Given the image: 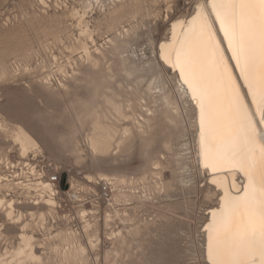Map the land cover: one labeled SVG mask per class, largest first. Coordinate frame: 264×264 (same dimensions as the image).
I'll use <instances>...</instances> for the list:
<instances>
[{
  "label": "rangeland",
  "instance_id": "374dc122",
  "mask_svg": "<svg viewBox=\"0 0 264 264\" xmlns=\"http://www.w3.org/2000/svg\"><path fill=\"white\" fill-rule=\"evenodd\" d=\"M45 1L46 5L38 0H0V123L5 125H0V197L12 199L15 214L21 213L19 219H7L0 208V261L3 260L0 264L17 260L11 252L20 244L22 231L32 235L33 250L41 260L24 259L25 262L19 264H207L203 224L207 208L217 201L218 191L207 184V175L198 166L191 103L180 95L176 74L164 67L157 57L159 42L167 38L171 20L189 15L200 0H135L141 6V13L121 20L123 27L130 31L129 35H124L125 39L118 38L122 41L117 44L121 49L110 47L107 39L114 32L106 27L102 13L94 6L87 20L90 27L95 28L97 44L104 47L101 48L104 57L94 67L71 47L80 30L67 9L79 8L82 1ZM111 6L110 0L104 1L106 11ZM129 65L133 68L129 67L128 72L124 66ZM99 74L109 77L104 79ZM45 76L49 77V83L45 82ZM101 78L106 82L102 84ZM94 83H99L101 88L110 86L105 92L114 93V99L124 107V116L107 112L104 119L109 124L115 123L118 133L122 127H129L131 135L137 137L133 133L137 131V122H142L144 128L143 119L148 114L156 117L155 123H150L153 126L149 143L138 136L133 137V141L130 139L128 146L111 147L112 151L105 155L91 152L86 139L89 126L77 123L80 118L76 115L83 114V103L90 105ZM150 83L152 88L148 92ZM153 92H157L156 95ZM163 93H168L169 100L179 108V121H164L161 111L166 110L167 105L162 107L165 104L159 97ZM96 99L102 111L104 102L101 97L93 100ZM167 110L174 113L172 109ZM14 124L22 125L40 146L25 157L31 153L41 154L59 170L53 215L48 214L43 203L42 197L47 198L45 194L33 197V192L25 194L14 184L16 180L10 165L22 161L10 133L9 127ZM116 136L119 137L117 133ZM99 173L109 177L118 174L128 179L119 189L129 195L131 192L132 200L111 205L112 193H117L118 189L115 186L106 197L101 192L99 183L103 178L97 177ZM86 175H91L93 180L87 182ZM72 180L79 183L75 185L77 189H72ZM81 208L87 211L84 218L80 215ZM36 210L47 212L43 221L29 215ZM106 211L111 216L108 226L103 222ZM123 217L127 221L123 222ZM86 219L92 229L84 232ZM134 227H138L137 233L131 230ZM68 228L75 231L78 240L87 247L84 259L64 256L73 250L70 248L74 244L65 245L62 237L55 234ZM119 230L125 240L117 235ZM113 232L117 236H113ZM97 233L95 247L87 246L86 237Z\"/></svg>",
  "mask_w": 264,
  "mask_h": 264
},
{
  "label": "bare ground",
  "instance_id": "6f19581e",
  "mask_svg": "<svg viewBox=\"0 0 264 264\" xmlns=\"http://www.w3.org/2000/svg\"><path fill=\"white\" fill-rule=\"evenodd\" d=\"M38 1L46 5L45 0ZM81 1L82 5L79 8L71 6L67 9L66 4L64 5L69 16L77 20L80 30L71 47L84 55L85 60L94 67L99 64L100 58L104 57V49H101L104 48L103 44H97L94 38L95 28L92 29L89 25V20H87L89 14L93 13L94 6L98 7L99 13H102L106 27L114 32L112 37H107V42L113 49H118L119 47L117 44L121 40L118 41V38L122 36V39H125L124 35L127 36L129 35L128 32H130L128 31L129 29L123 27L121 20L128 16L135 17L140 12L141 6L135 0H110L112 6L106 11L104 9L105 0ZM250 11L253 12V15L246 21L242 37L241 8L236 0H200L189 15L171 20L167 38L161 40L158 45L157 57L160 63L176 74L178 86L181 89L180 95L185 96L193 108L195 155L198 166L206 173L207 184L218 191L217 201L214 205L207 208V217L203 224V250L207 264H264V248L260 245L259 234H257L255 243L251 242L245 235L246 230L250 228V218L258 222L260 207L264 203V98H262V90H264V20L261 19L258 8ZM120 24L122 27H119ZM118 27L121 28L120 31ZM249 47L251 48V61L248 66H245V53L241 49H248ZM236 56L240 57L239 67L235 59ZM121 59L125 60L123 57ZM144 64L143 62L142 65ZM124 67L129 72L128 68L131 65ZM241 67L245 69L243 75L246 79L240 78ZM95 68L97 69V67ZM136 68H138V64ZM4 72L5 70L3 69L2 73ZM104 75L99 74V77ZM230 76L232 80L229 79ZM105 77L103 78L107 79L109 76ZM44 79L45 82L49 83L48 76H45ZM99 81L102 84L103 81L106 82L102 78ZM237 81L239 83L238 90L242 94V104L237 102L235 91L232 87V84ZM57 82L65 90V84L60 81ZM150 85L151 83L147 85V91L150 90V87L152 88ZM93 86L91 91H93L94 96L91 99L92 101H90V105L85 106V103H83L84 105L79 103L84 106V110L81 111L83 112L81 114L83 115L82 119L80 114L75 115L80 118L77 117V120L79 119L77 123L80 122L81 126L84 124L89 126L88 138L86 137V139H88L91 152L104 153L103 155H105V153L112 151L111 147L116 145L115 148H122V145L129 142L130 139L133 141L132 138L134 136L131 135L132 131L128 129L129 127L120 128L122 131L118 133L115 123L114 125L111 122L110 124L105 122L104 119L107 112H113L119 117L124 116V107L121 106L120 101L117 100V102L116 98L114 99V93H111V96L108 95V91L105 92V90H108L107 87L110 86L101 88L99 83H94ZM153 93L156 95L157 92ZM160 95L159 97L165 104L162 107L165 108L167 105V109L174 110V113H170L171 111L169 112L167 109L168 112L165 109L161 111L164 121H179L178 107L175 106V102L173 101L174 103H172L169 100L168 93ZM99 97L103 100L101 102H104L103 112L99 110L100 103L98 99L93 100ZM169 105H171V108L168 107ZM148 109L150 110V108ZM149 110H147L148 113H150ZM155 119V116H149L148 114L143 119L146 126L143 128L142 122H137L138 125L136 126L138 128H135L137 131L134 130L133 133H136L141 138L140 140L149 143L151 141L150 128L153 126L150 123L153 124L151 121ZM0 125L2 124L0 123ZM9 128L11 137L18 146L21 158H24L29 151L40 149L39 143L22 125L14 124ZM116 133L119 137L116 136ZM126 145L128 146V144ZM183 150L185 149L183 148ZM97 177L104 180H112L117 187L118 192L112 193L113 202H110L111 205L114 202L123 201L125 203L128 200H132L133 197L131 196L133 195H131V192L129 195L125 191L122 192L124 189H119V185L121 188V186L123 187L127 184L128 179H125L124 176L117 174V176L109 177L99 173ZM85 178L88 180L87 182L93 180L91 175H86ZM75 185L79 186V183L75 184L72 180V189H77ZM42 189L43 192L52 191L49 183H44ZM114 190L116 191V189ZM42 200H44L43 203L47 207L48 214L53 215L57 204L56 201L50 196H47V198L43 196ZM13 204L14 201L12 199L6 200L0 197V208L7 219H19L21 217V213L15 214ZM86 212L84 208L80 209L81 218H84ZM45 213L47 212L36 210L30 211L29 215H36L39 220L43 221ZM104 214L103 222L108 226L107 224L111 219L110 212L106 211ZM121 219L123 222L124 220L127 221L125 217ZM86 220L85 226H83L84 232L89 231V228L92 229V224ZM25 226L26 223L22 228ZM131 230L137 233L138 227H134ZM116 232L121 239H124L125 236L122 235L120 230ZM19 234L21 242L11 252V256L15 257L18 262L17 260H11V258L12 262L7 260L9 261L8 263L4 260L6 261L4 264H12L13 262L19 264L20 262H25L22 261L24 259L39 262L41 259L39 260V255L33 250L32 235H28L23 231ZM85 234L87 235V233ZM112 234L113 236L116 235L114 232ZM128 234L131 233L129 232ZM55 235H60L61 239L66 243H64L65 245L74 244V247L71 246L72 248L69 246L70 249H73L72 251L64 250L68 252L64 253V256L68 255L66 258L84 259V252L87 247L81 244L75 231L68 228L58 231ZM97 235L98 233L86 237L88 239L86 241L87 246L90 244L89 247H95L96 244L93 242L94 239L99 238L96 237ZM210 237L211 249L209 246ZM82 238L85 237L83 236ZM0 263H3V260Z\"/></svg>",
  "mask_w": 264,
  "mask_h": 264
},
{
  "label": "built area",
  "instance_id": "2783aa9c",
  "mask_svg": "<svg viewBox=\"0 0 264 264\" xmlns=\"http://www.w3.org/2000/svg\"><path fill=\"white\" fill-rule=\"evenodd\" d=\"M31 156L22 158V161L11 164L12 176L16 180L14 184L19 190L36 197L45 194L50 197H55L58 193L57 185L60 183V173L56 165L41 156V154L31 153ZM44 183H49L52 191H44L42 186ZM101 192L109 197L115 184L112 180H100L99 183Z\"/></svg>",
  "mask_w": 264,
  "mask_h": 264
},
{
  "label": "snow or ice",
  "instance_id": "6c2138e0",
  "mask_svg": "<svg viewBox=\"0 0 264 264\" xmlns=\"http://www.w3.org/2000/svg\"><path fill=\"white\" fill-rule=\"evenodd\" d=\"M236 2L239 3L240 8H241V35L243 37L245 23L248 20V18L253 15V12L250 10H254L258 8L259 15L261 19L264 20V0H236ZM241 50L245 53V56H244L245 66H248L251 61V56H250L251 48L250 47L248 49L242 48ZM235 59L237 60V66L239 67L240 57L236 56ZM225 70L227 71V69ZM244 70L245 69L243 67L240 68V72H241L240 78L241 79H246V77H244L243 75ZM229 79L232 80V77L230 76ZM232 87L235 91L237 102L239 104H242L243 99H242V94L238 90L239 89L238 81L236 83H233ZM262 98H264V90H262ZM249 225H250V228L246 230L245 235L251 242L255 243L257 234H259L260 245L262 248H264V203H262L260 207L258 222L250 218ZM209 246L211 249V237H210Z\"/></svg>",
  "mask_w": 264,
  "mask_h": 264
}]
</instances>
